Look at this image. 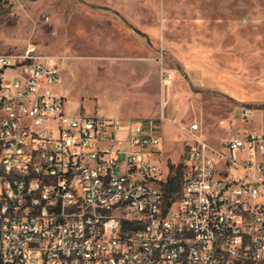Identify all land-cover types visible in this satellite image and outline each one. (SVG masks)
<instances>
[{"label": "built area", "instance_id": "2783aa9c", "mask_svg": "<svg viewBox=\"0 0 264 264\" xmlns=\"http://www.w3.org/2000/svg\"><path fill=\"white\" fill-rule=\"evenodd\" d=\"M61 82L57 57L0 55V264H264V132L215 147L189 124L169 197L166 118L70 114Z\"/></svg>", "mask_w": 264, "mask_h": 264}, {"label": "rangeland", "instance_id": "374dc122", "mask_svg": "<svg viewBox=\"0 0 264 264\" xmlns=\"http://www.w3.org/2000/svg\"><path fill=\"white\" fill-rule=\"evenodd\" d=\"M29 49L59 59L70 114L164 116L173 176L189 124L215 147L264 129V0H0V55Z\"/></svg>", "mask_w": 264, "mask_h": 264}, {"label": "bare ground", "instance_id": "6f19581e", "mask_svg": "<svg viewBox=\"0 0 264 264\" xmlns=\"http://www.w3.org/2000/svg\"><path fill=\"white\" fill-rule=\"evenodd\" d=\"M15 175H25V168H15ZM36 163H29L28 174L22 177V185H35ZM122 205H135V198H122ZM35 238H42V230H35ZM170 247H179V240L170 239ZM138 250H152V242H138Z\"/></svg>", "mask_w": 264, "mask_h": 264}, {"label": "trees", "instance_id": "16d2710c", "mask_svg": "<svg viewBox=\"0 0 264 264\" xmlns=\"http://www.w3.org/2000/svg\"><path fill=\"white\" fill-rule=\"evenodd\" d=\"M181 167L177 170L176 174L169 180L167 184V193L168 196L170 197L172 195V192L176 190L179 186L180 182V176H181Z\"/></svg>", "mask_w": 264, "mask_h": 264}, {"label": "crops", "instance_id": "0c3cea01", "mask_svg": "<svg viewBox=\"0 0 264 264\" xmlns=\"http://www.w3.org/2000/svg\"><path fill=\"white\" fill-rule=\"evenodd\" d=\"M169 125V124H168ZM168 125L165 126L164 128V136H165V143L167 141V137H166V129L168 128ZM254 131H257V132H264V129H258V130H254Z\"/></svg>", "mask_w": 264, "mask_h": 264}]
</instances>
